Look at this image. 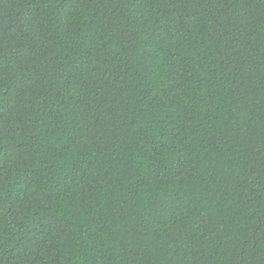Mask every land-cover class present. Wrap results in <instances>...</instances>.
Here are the masks:
<instances>
[{
  "label": "trees",
  "instance_id": "16d2710c",
  "mask_svg": "<svg viewBox=\"0 0 264 264\" xmlns=\"http://www.w3.org/2000/svg\"><path fill=\"white\" fill-rule=\"evenodd\" d=\"M0 264H264V0H0Z\"/></svg>",
  "mask_w": 264,
  "mask_h": 264
}]
</instances>
